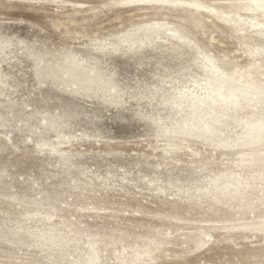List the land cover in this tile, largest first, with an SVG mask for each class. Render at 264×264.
Segmentation results:
<instances>
[{
    "label": "rangeland",
    "instance_id": "rangeland-1",
    "mask_svg": "<svg viewBox=\"0 0 264 264\" xmlns=\"http://www.w3.org/2000/svg\"><path fill=\"white\" fill-rule=\"evenodd\" d=\"M256 4L0 0V264H264Z\"/></svg>",
    "mask_w": 264,
    "mask_h": 264
},
{
    "label": "bare ground",
    "instance_id": "bare-ground-1",
    "mask_svg": "<svg viewBox=\"0 0 264 264\" xmlns=\"http://www.w3.org/2000/svg\"><path fill=\"white\" fill-rule=\"evenodd\" d=\"M255 1H257L255 5L256 10H262V14L264 15V0ZM242 10L245 13L252 11L251 7H245ZM229 22L232 23L230 20ZM198 24L200 25V23ZM243 53L249 60L244 73L234 70L230 75L225 76L217 69H213L210 73L215 81H221V90L218 91L217 96L222 97V101L226 106H234L236 109H240L251 94L257 97L258 101L264 99V48L247 45L243 47ZM245 140L244 145L246 147L252 149L264 147V125L250 130ZM235 147H240V144ZM260 158L262 157L256 156L249 160L251 162L254 160H262ZM139 260L140 257L138 255L130 256L127 259L129 263L126 264H138L137 262ZM93 263L94 259H88L85 262V264ZM7 264H34V261H22L21 259V261L7 262Z\"/></svg>",
    "mask_w": 264,
    "mask_h": 264
}]
</instances>
